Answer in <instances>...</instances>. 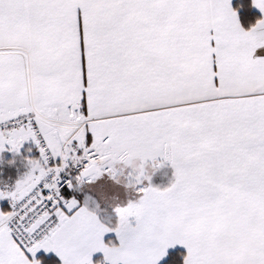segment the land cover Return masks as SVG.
<instances>
[{"label": "snow or ice", "instance_id": "snow-or-ice-1", "mask_svg": "<svg viewBox=\"0 0 264 264\" xmlns=\"http://www.w3.org/2000/svg\"><path fill=\"white\" fill-rule=\"evenodd\" d=\"M264 11V0H252ZM264 16L230 0H0V150L31 140L27 171L0 188V264H264ZM163 157L164 188L150 182ZM136 170L114 225L66 194ZM11 162V161H10ZM118 241L107 243V232Z\"/></svg>", "mask_w": 264, "mask_h": 264}, {"label": "crops", "instance_id": "crops-1", "mask_svg": "<svg viewBox=\"0 0 264 264\" xmlns=\"http://www.w3.org/2000/svg\"><path fill=\"white\" fill-rule=\"evenodd\" d=\"M230 3L233 7V0H230ZM252 4L254 10L264 16V11H261L253 2ZM262 50L264 49H258V51ZM37 154L38 152L34 142L31 140L23 142L19 152L10 150V146H6L3 150H0V188L5 185L9 187L13 186L15 181L27 171L28 165L25 157ZM157 160H163V157H157ZM70 162L72 161H69V163ZM152 164L153 161L151 158L145 162V169L150 173V181L147 182L160 188L167 187L174 179L173 166L167 160H163V163H160L154 169ZM117 169L115 176L109 173H103L91 182L87 180L76 182L74 178L72 190L68 194L70 197L74 196L82 205H86L91 210H94L101 222L108 225H114L118 221V213L116 212L117 206H123L127 204L129 200L136 199L139 195L135 187L128 183V181L133 178L136 171L132 165L118 162ZM7 200L8 198H0V204L6 203ZM103 239L106 243L109 240L113 243L118 241L116 234L111 231L105 233ZM177 249L183 250L186 254V246L177 243L169 246L167 255L171 251ZM50 255L56 256L61 264V258L52 249L47 251L39 249L36 253V258L40 259L42 264L43 257ZM166 257L158 262V264H162ZM92 259L94 262L99 260L102 264H108V262L103 259L102 250L94 252Z\"/></svg>", "mask_w": 264, "mask_h": 264}, {"label": "trees", "instance_id": "trees-1", "mask_svg": "<svg viewBox=\"0 0 264 264\" xmlns=\"http://www.w3.org/2000/svg\"><path fill=\"white\" fill-rule=\"evenodd\" d=\"M233 8L237 10V15L244 28H248L262 15L254 10L252 0H233ZM185 252L177 249L171 251L162 264H183ZM42 264H60L54 255L43 257Z\"/></svg>", "mask_w": 264, "mask_h": 264}, {"label": "built area", "instance_id": "built-area-1", "mask_svg": "<svg viewBox=\"0 0 264 264\" xmlns=\"http://www.w3.org/2000/svg\"><path fill=\"white\" fill-rule=\"evenodd\" d=\"M35 145V144H34ZM35 148L38 152V148L35 145ZM81 165L78 162H70L68 163V165L66 166V168L64 170H62L61 172V178L62 180H74L75 176L78 174L79 170H80ZM66 194L68 195L69 192L72 190V187H68L66 184L63 185Z\"/></svg>", "mask_w": 264, "mask_h": 264}]
</instances>
